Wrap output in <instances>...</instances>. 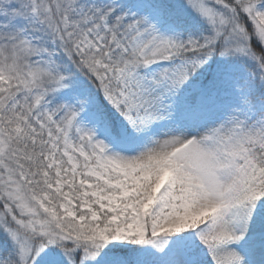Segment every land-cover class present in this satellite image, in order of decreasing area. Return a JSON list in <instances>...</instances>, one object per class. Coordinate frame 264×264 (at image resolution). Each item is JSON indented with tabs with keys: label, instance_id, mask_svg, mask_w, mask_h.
Instances as JSON below:
<instances>
[{
	"label": "snow or ice",
	"instance_id": "1",
	"mask_svg": "<svg viewBox=\"0 0 264 264\" xmlns=\"http://www.w3.org/2000/svg\"><path fill=\"white\" fill-rule=\"evenodd\" d=\"M0 264H264V0H0Z\"/></svg>",
	"mask_w": 264,
	"mask_h": 264
}]
</instances>
